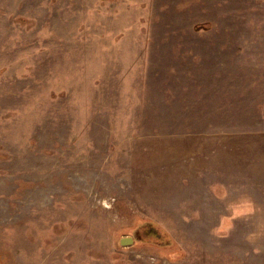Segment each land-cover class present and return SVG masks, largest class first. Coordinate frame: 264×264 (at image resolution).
Instances as JSON below:
<instances>
[{
    "label": "rangeland",
    "instance_id": "374dc122",
    "mask_svg": "<svg viewBox=\"0 0 264 264\" xmlns=\"http://www.w3.org/2000/svg\"><path fill=\"white\" fill-rule=\"evenodd\" d=\"M0 264H264V0H0Z\"/></svg>",
    "mask_w": 264,
    "mask_h": 264
},
{
    "label": "clouds",
    "instance_id": "9594fccd",
    "mask_svg": "<svg viewBox=\"0 0 264 264\" xmlns=\"http://www.w3.org/2000/svg\"><path fill=\"white\" fill-rule=\"evenodd\" d=\"M227 211L230 215L222 216L219 225L213 230L216 235H227L233 228V221L250 212L251 205L246 199H241L238 202L229 204Z\"/></svg>",
    "mask_w": 264,
    "mask_h": 264
},
{
    "label": "water",
    "instance_id": "95a60500",
    "mask_svg": "<svg viewBox=\"0 0 264 264\" xmlns=\"http://www.w3.org/2000/svg\"><path fill=\"white\" fill-rule=\"evenodd\" d=\"M133 242H134V238L131 236L123 237L120 240V244L126 246L132 244Z\"/></svg>",
    "mask_w": 264,
    "mask_h": 264
}]
</instances>
